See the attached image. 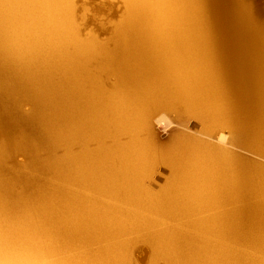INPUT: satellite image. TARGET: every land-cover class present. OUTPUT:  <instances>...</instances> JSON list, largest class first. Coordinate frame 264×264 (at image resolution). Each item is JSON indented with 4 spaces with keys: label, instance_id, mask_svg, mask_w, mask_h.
Returning <instances> with one entry per match:
<instances>
[{
    "label": "bare ground",
    "instance_id": "obj_1",
    "mask_svg": "<svg viewBox=\"0 0 264 264\" xmlns=\"http://www.w3.org/2000/svg\"><path fill=\"white\" fill-rule=\"evenodd\" d=\"M119 1L101 38L78 0H0V264H264V22ZM166 110L201 135L156 148Z\"/></svg>",
    "mask_w": 264,
    "mask_h": 264
},
{
    "label": "rangeland",
    "instance_id": "obj_2",
    "mask_svg": "<svg viewBox=\"0 0 264 264\" xmlns=\"http://www.w3.org/2000/svg\"><path fill=\"white\" fill-rule=\"evenodd\" d=\"M247 2L253 9V12L259 20L264 22V0H244ZM87 2V3H86ZM79 7L84 5L88 6V10L85 15L87 22L84 25V31L88 32L89 30H94L99 33L101 38H107L109 36V28L113 19H116L121 10H123V4L119 0H113L110 4V0H78ZM86 3V4H85ZM101 23L103 27L101 26ZM104 28H107L105 30ZM30 106L24 105L25 109H29ZM172 121V124L166 126L164 123L158 121V115L155 113L151 117V139L153 140L156 148H166L171 146L172 139L177 133L188 132V133H199V130L202 128V124L196 118L186 117L183 118L180 116L176 110H166L164 112ZM2 133V126L0 124V135ZM228 137H230L229 132H226ZM213 136H205L217 141L216 137L219 134V131H214ZM232 147V146H231ZM24 156H18L19 160H23ZM170 167L165 163H160L152 177L148 182L153 184L154 187H158L163 184L170 175ZM155 181V183H153ZM134 258L137 264H152V255L148 245L140 243L137 245L134 251ZM153 264H163L162 261H155Z\"/></svg>",
    "mask_w": 264,
    "mask_h": 264
}]
</instances>
